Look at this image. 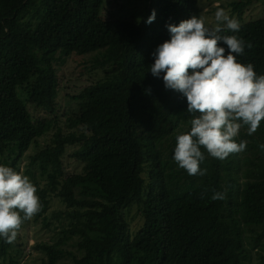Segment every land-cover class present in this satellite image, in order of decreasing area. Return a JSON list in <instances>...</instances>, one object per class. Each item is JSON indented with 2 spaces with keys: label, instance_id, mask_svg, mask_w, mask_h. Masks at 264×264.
<instances>
[{
  "label": "trees",
  "instance_id": "16d2710c",
  "mask_svg": "<svg viewBox=\"0 0 264 264\" xmlns=\"http://www.w3.org/2000/svg\"><path fill=\"white\" fill-rule=\"evenodd\" d=\"M105 2L0 0V165L31 177L38 171L34 223L60 224L55 242L35 245L45 255L40 264H249L254 252L264 264V120L251 136L240 129L237 142L247 141L240 153L220 160L202 148L207 172L191 176L173 155L193 114L186 97L150 72L152 53L170 39L167 25L202 17L199 0H145L138 18L108 19ZM232 4L242 18L246 4ZM240 24L220 34L243 39L237 60L264 75V19ZM93 53L100 75L72 96L61 126L55 62ZM68 154L80 172L68 169ZM213 190L226 198L212 200ZM56 199L64 208L51 211ZM23 249L18 237L0 238V258L11 264Z\"/></svg>",
  "mask_w": 264,
  "mask_h": 264
},
{
  "label": "clouds",
  "instance_id": "9594fccd",
  "mask_svg": "<svg viewBox=\"0 0 264 264\" xmlns=\"http://www.w3.org/2000/svg\"><path fill=\"white\" fill-rule=\"evenodd\" d=\"M154 19L155 10L147 23ZM214 19L215 26L196 15L179 24H168L170 39L156 47L150 65L154 77L162 75L166 89L186 97V110L193 114L190 131L176 137L173 155L177 165L191 176L207 172L200 167L205 159L202 148L220 160L240 153L247 147V141L236 140L240 129L247 126L251 136L264 120V75H258L252 63L237 60L245 50L243 39L220 34L225 30L238 32L241 24L218 5ZM220 42L227 46V52ZM259 147L264 150V144ZM225 198V192L213 190L212 200ZM41 209L37 188L30 178L0 165V238L14 243L24 222Z\"/></svg>",
  "mask_w": 264,
  "mask_h": 264
},
{
  "label": "rangeland",
  "instance_id": "374dc122",
  "mask_svg": "<svg viewBox=\"0 0 264 264\" xmlns=\"http://www.w3.org/2000/svg\"><path fill=\"white\" fill-rule=\"evenodd\" d=\"M244 2L246 6L243 10L242 18L238 16V12L234 11L235 8L232 3ZM145 5V0H106L105 10L103 11V17L106 19L110 18L111 15H118L125 18L137 17L143 12ZM220 6L229 11V14L242 22H249L256 19H264V0H199V8L201 10V15L205 23L209 26H215L214 14L216 11V6ZM97 53L89 55H70L68 57L58 56L55 66L57 73L60 77V89H59V118L61 126H65L67 117L64 112H71L72 108L75 107V102L72 96L79 94L87 85L92 84L100 72L94 68L96 64L94 59ZM23 89L20 93L24 99L26 95ZM30 106V105H29ZM31 112L34 116L42 119H49L50 115L44 110L39 109L34 110V107L30 106ZM51 135L44 137L40 140L43 146L46 141L51 139ZM34 153L32 148L27 152V155ZM65 164L68 169L73 172H80L82 165L77 161L69 157V154L65 157ZM27 159L24 158L21 162V171L26 170ZM31 182L35 184L36 182H43L42 176L38 171L35 172V177H31L26 174ZM51 211L63 209L64 205L59 200H54L51 203ZM43 218L34 223L35 216L25 224L20 232L18 233V239L24 244V249L22 256L19 258V264H40L44 259L45 255L42 252L35 250V245L39 243H53L58 239L57 231L60 224L57 221H52L50 227H45L42 223ZM137 224H134V226ZM262 256L256 252L252 255V260L249 263L248 260L245 263L249 264H259ZM0 264H11L9 257L0 258Z\"/></svg>",
  "mask_w": 264,
  "mask_h": 264
}]
</instances>
